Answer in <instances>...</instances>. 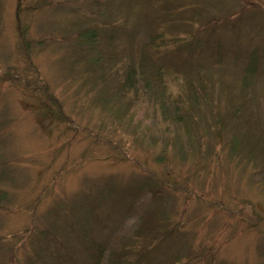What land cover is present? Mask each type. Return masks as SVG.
Instances as JSON below:
<instances>
[{"label": "rangeland", "instance_id": "obj_1", "mask_svg": "<svg viewBox=\"0 0 264 264\" xmlns=\"http://www.w3.org/2000/svg\"><path fill=\"white\" fill-rule=\"evenodd\" d=\"M122 247L264 264V0H0V264Z\"/></svg>", "mask_w": 264, "mask_h": 264}, {"label": "trees", "instance_id": "obj_2", "mask_svg": "<svg viewBox=\"0 0 264 264\" xmlns=\"http://www.w3.org/2000/svg\"><path fill=\"white\" fill-rule=\"evenodd\" d=\"M79 37L80 38H82V39H84V40H89V39H91L92 37H93V34L92 33H88V34H80L79 35ZM250 67L248 66V68H247V70L249 69ZM134 70V69H133ZM125 72H126V74H125V81H124V87H126V88H128V87H130L131 86V84L132 83H130V80H131V77H132V68H130L129 66H128V68H126V70H125ZM195 99L192 101V103H195ZM182 115H185V114H182ZM140 234H141V232L138 230L137 232H136V236H140ZM142 236V235H141ZM160 239V238H159ZM155 244V243H154ZM154 244H152V246H155ZM126 249V247H122V249H120L121 251H119V253H118V251H117V254H116V256H114V258L108 263V264H120V262H122L121 260H120V258H122V259H125L126 261H128V262H130L131 260L133 261L134 260V254H133V252L131 251H123V250H125ZM139 251V249L137 250V252ZM128 252V256H125V253H127ZM133 255H132V254ZM134 256V257H133ZM150 255L149 254H147L146 255V258H145V260H147L148 259V257H149ZM133 257V258H132Z\"/></svg>", "mask_w": 264, "mask_h": 264}]
</instances>
